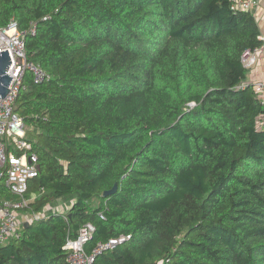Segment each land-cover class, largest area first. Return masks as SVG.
<instances>
[{
    "label": "trees",
    "instance_id": "trees-1",
    "mask_svg": "<svg viewBox=\"0 0 264 264\" xmlns=\"http://www.w3.org/2000/svg\"><path fill=\"white\" fill-rule=\"evenodd\" d=\"M233 2L0 0V28L35 25L26 56L52 76L27 73L14 103L38 168L24 211L69 203L0 264H69L86 222L87 251L130 235L93 264H264V104L241 61L264 32Z\"/></svg>",
    "mask_w": 264,
    "mask_h": 264
},
{
    "label": "built area",
    "instance_id": "built-area-1",
    "mask_svg": "<svg viewBox=\"0 0 264 264\" xmlns=\"http://www.w3.org/2000/svg\"><path fill=\"white\" fill-rule=\"evenodd\" d=\"M259 2L260 0H234L232 9L250 11L255 16ZM35 33V25L31 24L27 29L20 31L14 21L5 28H0V51L7 49L11 61L8 74L12 77L8 94L0 99V183L4 182L12 196L10 199H0V245L19 238L23 224L31 223L46 214L45 210L37 213L24 211L31 201L25 195L28 183L38 175V168L36 156L30 152L31 144L25 138L22 119L14 112V103L27 73L32 76L35 83L49 81L52 78L40 66L27 59L25 37ZM259 39L264 40V36H259ZM259 50L247 49L242 53L241 61L244 67L248 69L255 67ZM251 84L264 104V81L256 80ZM257 127H264V117L257 120ZM57 211L65 212L58 209ZM94 231L93 224L86 222L81 225L74 238L66 239L63 248L66 250V261L69 264H93L99 253L130 239V235L122 234L107 242H97L91 251H87V244L92 239Z\"/></svg>",
    "mask_w": 264,
    "mask_h": 264
},
{
    "label": "water",
    "instance_id": "water-1",
    "mask_svg": "<svg viewBox=\"0 0 264 264\" xmlns=\"http://www.w3.org/2000/svg\"><path fill=\"white\" fill-rule=\"evenodd\" d=\"M10 57L7 49L0 51V99L4 98L8 92V86L11 81V76L8 74V67L10 65ZM116 184L110 189L103 193V196H108L116 191ZM28 225L27 223L24 224Z\"/></svg>",
    "mask_w": 264,
    "mask_h": 264
},
{
    "label": "crops",
    "instance_id": "crops-1",
    "mask_svg": "<svg viewBox=\"0 0 264 264\" xmlns=\"http://www.w3.org/2000/svg\"><path fill=\"white\" fill-rule=\"evenodd\" d=\"M259 6H262L264 8V0H260ZM255 18L261 27V31L264 32V9H263L262 13H261V11H259V13H257L255 11ZM251 78L253 80L249 81L247 79L246 82L252 83L256 80H263L264 81V48H260V50L257 54V63L255 65V67L253 68V70L251 71Z\"/></svg>",
    "mask_w": 264,
    "mask_h": 264
},
{
    "label": "rangeland",
    "instance_id": "rangeland-1",
    "mask_svg": "<svg viewBox=\"0 0 264 264\" xmlns=\"http://www.w3.org/2000/svg\"><path fill=\"white\" fill-rule=\"evenodd\" d=\"M263 7L262 6H259L258 5V7H257V9H256V12L257 13H259V11H261V13H262V11H263ZM253 70V67L251 68V69H249V78H248V80L249 81H251V80H253L252 78H251V71ZM255 79V78H254ZM34 198V194H31L30 195V197H29V199L31 200V199H33ZM68 204L69 203H65L64 201H59L58 203H56L55 205H52V206H47V207H45V211H48V210H52V209H58V210H60V211H65L67 208H68Z\"/></svg>",
    "mask_w": 264,
    "mask_h": 264
}]
</instances>
